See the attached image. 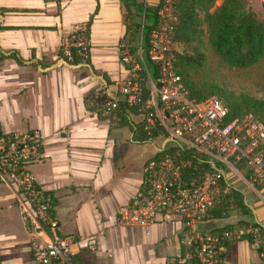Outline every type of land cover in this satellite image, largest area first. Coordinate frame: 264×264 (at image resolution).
I'll list each match as a JSON object with an SVG mask.
<instances>
[{
    "label": "crops",
    "instance_id": "crops-1",
    "mask_svg": "<svg viewBox=\"0 0 264 264\" xmlns=\"http://www.w3.org/2000/svg\"><path fill=\"white\" fill-rule=\"evenodd\" d=\"M135 1L149 7L158 3ZM0 8V129L40 131V156L27 168L51 198L57 234L73 240L74 263L165 264L174 258L180 250L178 217L158 215L143 227L115 222L118 208L143 187L144 161L152 146L133 142L126 127H112L98 108L84 106L87 94L98 101L113 89L103 79L114 83L131 74L119 54L125 31L121 1L0 0ZM87 21L88 62L96 75L57 60L61 37L72 25L83 28ZM9 52L52 66L18 64ZM3 201L20 211L24 232H0V264H26L42 246L43 231L0 184ZM222 259L226 264L259 262L237 241L224 243Z\"/></svg>",
    "mask_w": 264,
    "mask_h": 264
},
{
    "label": "built area",
    "instance_id": "built-area-1",
    "mask_svg": "<svg viewBox=\"0 0 264 264\" xmlns=\"http://www.w3.org/2000/svg\"><path fill=\"white\" fill-rule=\"evenodd\" d=\"M257 1L264 5V0ZM173 21L169 1L165 0L157 11V23L147 40L146 53L156 63L159 76L155 83L147 77V105L151 111L145 118V128L155 119L169 140L194 152L215 169L211 167L188 178L184 169L190 168V158L148 160L144 165L141 191L118 208L115 222L143 227L153 223L158 215L178 217L182 224L178 244L184 251L181 256L179 250L165 264H188L185 261L191 256L198 264H226L222 253L224 243L230 241L245 243L262 264L264 236L256 226L235 225L209 232L201 230L198 223L215 202L223 171L234 180H243L259 196L264 207V124L249 114L227 119L225 106L214 96L200 101L188 97L169 54ZM80 28L74 24L61 37L59 47L67 58L72 46L78 47L84 55L88 50L87 42L77 35ZM137 51L140 56L141 48ZM122 60L132 62V69L137 68L126 52ZM114 84L116 94L99 107L102 115L110 114L119 98L128 105L140 100L141 88L134 75L116 80ZM111 117L113 125L117 118ZM41 146L42 135L37 129L21 132L0 129V184L8 188L31 222L43 231L42 246L26 264H75L73 240L57 234L56 220L50 212L51 198L38 188L27 168L29 162L40 156Z\"/></svg>",
    "mask_w": 264,
    "mask_h": 264
},
{
    "label": "trees",
    "instance_id": "trees-1",
    "mask_svg": "<svg viewBox=\"0 0 264 264\" xmlns=\"http://www.w3.org/2000/svg\"><path fill=\"white\" fill-rule=\"evenodd\" d=\"M120 1L125 11V31L119 40L120 59L123 58V52H126L137 64V68L132 69V62H123L125 67L131 71V75L139 81L141 95L140 100L134 105H128L122 98H119L114 110L106 115L109 118V125L112 121L111 116L114 115L117 120L111 125L112 127H126L133 142L152 146L144 165L150 159L158 161L164 157L173 160L183 157L191 159L190 168L184 169V174L188 178L196 176L201 171L211 170L210 163L169 140L155 119L145 128V118L151 111L147 105L149 96L147 77L155 83L159 76L156 63L151 61L146 53L147 40L150 30L157 23V11L165 0H158L154 7H149L142 1ZM168 1L174 15L170 31L169 54L188 97L200 101L214 96L225 106L227 119L241 118L249 114L253 119L264 124V99L244 93H234L213 81L192 79V73L200 69L206 60L202 50L203 38L219 61L230 68H246L264 58V21L258 20L254 12L250 10L247 5L250 0H221L218 5H214L215 0ZM3 12L4 9L0 8V18ZM146 16H149L150 20L145 21ZM88 26L89 21L77 32V35L85 42H88ZM138 47L142 50L140 56L137 51ZM8 56H11L18 64L30 62L39 64L36 61L23 60L15 52H9ZM57 60L60 64L70 68L84 66L90 70L91 74L96 75L88 62V50L84 55L78 47L72 46L67 58L59 47ZM50 66L52 65L41 67L47 69ZM103 80L108 87L113 86V89H108L107 96L98 101L92 93L84 96V106L88 110L99 109L103 102L116 94L115 84L108 79ZM192 166L196 167L195 170L191 168ZM218 185L219 193L216 195L213 206L206 211L205 216L198 223L199 228L203 231L218 232L233 225L250 224L256 226L264 236V226L255 222V218L252 217L244 202L243 194L238 186L234 185L226 171H223L220 176ZM181 248L182 256L184 248ZM185 262L198 264L192 256Z\"/></svg>",
    "mask_w": 264,
    "mask_h": 264
},
{
    "label": "rangeland",
    "instance_id": "rangeland-1",
    "mask_svg": "<svg viewBox=\"0 0 264 264\" xmlns=\"http://www.w3.org/2000/svg\"><path fill=\"white\" fill-rule=\"evenodd\" d=\"M218 3L219 0L214 1V5H218ZM247 5L258 20L264 21V5L257 0H250ZM148 17H145V21L150 20ZM202 50L206 60L200 69L192 73L194 81H213L234 93H244L264 99V58L249 67L237 69L230 68L220 62L206 44L204 38L202 40ZM231 179L244 195L246 204H250L260 216L264 215V207L259 196L243 180L237 179L234 181L233 178ZM0 204L2 205L0 207V232H13L19 236L24 232L22 221L18 215L19 210L7 201L0 202ZM257 263L259 262H255V264Z\"/></svg>",
    "mask_w": 264,
    "mask_h": 264
},
{
    "label": "flooded vegetation",
    "instance_id": "flooded-vegetation-1",
    "mask_svg": "<svg viewBox=\"0 0 264 264\" xmlns=\"http://www.w3.org/2000/svg\"><path fill=\"white\" fill-rule=\"evenodd\" d=\"M243 198H244V195H243ZM244 202L246 204L245 199H244ZM246 206L249 208L252 217L255 218V222H257L259 225L263 226L264 225V215L260 216L259 214H257V212L254 210V208L250 204H246Z\"/></svg>",
    "mask_w": 264,
    "mask_h": 264
},
{
    "label": "water",
    "instance_id": "water-1",
    "mask_svg": "<svg viewBox=\"0 0 264 264\" xmlns=\"http://www.w3.org/2000/svg\"><path fill=\"white\" fill-rule=\"evenodd\" d=\"M211 167H212L213 169H215L214 165H211Z\"/></svg>",
    "mask_w": 264,
    "mask_h": 264
}]
</instances>
